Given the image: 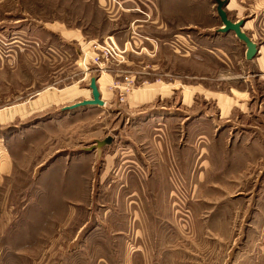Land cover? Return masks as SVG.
Here are the masks:
<instances>
[{
    "label": "rangeland",
    "instance_id": "rangeland-1",
    "mask_svg": "<svg viewBox=\"0 0 264 264\" xmlns=\"http://www.w3.org/2000/svg\"><path fill=\"white\" fill-rule=\"evenodd\" d=\"M149 1L0 0V264H264V0L223 8L250 59L226 0L159 31ZM108 38L133 73L95 63ZM92 77L104 106L70 108Z\"/></svg>",
    "mask_w": 264,
    "mask_h": 264
},
{
    "label": "crops",
    "instance_id": "crops-1",
    "mask_svg": "<svg viewBox=\"0 0 264 264\" xmlns=\"http://www.w3.org/2000/svg\"><path fill=\"white\" fill-rule=\"evenodd\" d=\"M146 2H150L149 0H145ZM171 0H164V3L163 4H161L160 3V0H157V6H155V5H153L152 7H149L146 3H142V5L144 6V7H146V16H148L150 13H155V12H157V21H159L161 24H158V22H153L152 23V25H158V26H156V29L159 31V30H166V28H165V26H164V24H166L167 22H163V21H165L166 19L167 20H170V21H172L173 20V22L174 23H176L177 22V25L175 24L174 25V27H176V28H181L182 26H183V24L181 23L182 21H181V17L183 16L182 15V4H183V0H180V8H178L177 6V4H171ZM259 2H261V1H259ZM151 3V2H150ZM258 3V2H257ZM139 6L137 5V11H139L140 12V10H139V8H138ZM257 7V6H256ZM260 7V6H259ZM194 13L195 14H197V13H199V9L198 8H195V10H194ZM162 18H163V21H161L162 20ZM156 21V20H155ZM163 26V28H162V26ZM250 25V27L252 26L251 24H249ZM185 26V25H184ZM247 26V24L246 25H244V28ZM247 27H249V26H247ZM246 27V28H247ZM147 32H148V34H149V32H150V30H148L147 29ZM66 33V34H65ZM64 35H65V37L66 38H71L72 36V34L71 33H69L68 31L67 32H64L63 33ZM67 34L68 35H70V36H67ZM78 38H79V36H78ZM147 39V41H148V43L149 44H147V46H149L150 45V50L151 51H149V52H151V55L149 54V55H147L141 62H138V63H142L141 64V67H142V70H144V69H153L154 67H159V63H157L158 61H161L160 60V58H157L158 57V54H157V51H153L154 50V48H157V50L160 48V45L158 46V40L159 39H156L157 37H150V36H148V37H146ZM150 38H154L153 40H156L154 43L155 44H157V46H155L154 48H153V44H152V42H150ZM74 40V39H73ZM76 40V39H75ZM79 40H80V38H79ZM76 41H78V40H76ZM117 43V42H116ZM117 45H118V47L119 46H121L119 43H117ZM120 48V47H119ZM148 48V47H147ZM153 49V50H152ZM156 50V49H155ZM82 51V49L80 48V52ZM136 63L137 62H134V61H132V60H130V59H128V61H126V62H124V63H122L121 65H119V66H115L114 68H110V70H109V74H106V75H108L111 79L114 77V78H117V77H122L123 76V74H127V73H133V71H131L132 70V67H134V65H136ZM153 71V70H152ZM137 75H150V73L148 72V74H147V72H135ZM168 85V84H167ZM166 85V86H167ZM169 85H171V84H169ZM152 86H155L156 88H152V89H154L153 91H156V90H158L160 87L157 85V83H152L151 85H149V86H147V88H150V87H152ZM168 87V90H169V88L170 89H173V88H171V87H169V86H167ZM143 89H145V88H143ZM143 89H139V90H143ZM99 90V89H98ZM139 90H137V91H134L129 97H128V99H127V103H128V105L129 106H133V107H136V106H140V105H145V104H148V103H151L154 99H156L157 97H158V95H161L160 93H158V92H154V93H151V92H149V94L147 95V99H145V100H143V101H136L135 99H134V95L139 91ZM100 93V92H99ZM165 93V92H164ZM88 94H89V99H90V97H91V91L90 92H88ZM100 96H101V94H100ZM102 98V97H101ZM86 100H88L87 98H86ZM105 104V103H104ZM57 168V167H56ZM55 172H56V170L55 169H53ZM58 172H60V169H59V167H58V171H57V173ZM67 220H70L69 219V217H67L66 218V221ZM63 221V220H62ZM61 221V222H62ZM62 224V223H61ZM59 225V224H58Z\"/></svg>",
    "mask_w": 264,
    "mask_h": 264
},
{
    "label": "water",
    "instance_id": "water-1",
    "mask_svg": "<svg viewBox=\"0 0 264 264\" xmlns=\"http://www.w3.org/2000/svg\"><path fill=\"white\" fill-rule=\"evenodd\" d=\"M228 0L221 2V1H216L217 3V14L220 17L222 26H224V28H220V31L222 32H229V31H233L236 35V37L243 41L246 46H247V57L248 59H250L254 53L256 52V48L255 45L251 43V41L241 32L240 27L243 25L242 23H236L233 24L231 23L228 19L227 16L225 14V12L223 11V8L225 7V5L227 4ZM97 78L92 77L90 79L89 82V90L91 91V97L88 100H84L80 103L74 104L73 106H71L70 108H78V107H84V106H104L103 101L101 100V96L97 87ZM101 145L98 144L99 148Z\"/></svg>",
    "mask_w": 264,
    "mask_h": 264
},
{
    "label": "built area",
    "instance_id": "built-area-1",
    "mask_svg": "<svg viewBox=\"0 0 264 264\" xmlns=\"http://www.w3.org/2000/svg\"><path fill=\"white\" fill-rule=\"evenodd\" d=\"M108 42L104 41L102 45L96 46L94 47L95 51H99L100 54H97L95 57V63L99 62V61H103V64H107L108 62H116V64H120L123 63V57L122 54L124 52H126L127 50H123L122 52L117 48V46L115 45V43L111 40V38H108ZM123 61V62H122ZM100 63V62H99ZM98 63V64H99ZM125 82L121 83V86H115V88L121 90L125 92L129 91V88L131 87L132 81H130L127 78L124 79ZM121 96V94H120ZM120 101H122V99L120 98Z\"/></svg>",
    "mask_w": 264,
    "mask_h": 264
},
{
    "label": "bare ground",
    "instance_id": "bare-ground-1",
    "mask_svg": "<svg viewBox=\"0 0 264 264\" xmlns=\"http://www.w3.org/2000/svg\"><path fill=\"white\" fill-rule=\"evenodd\" d=\"M250 41H251V40H250ZM251 43L254 44L252 41H251ZM254 45H255V44H254ZM96 84H97V82H96ZM102 101H103V100H102ZM103 103H104V102H103Z\"/></svg>",
    "mask_w": 264,
    "mask_h": 264
}]
</instances>
